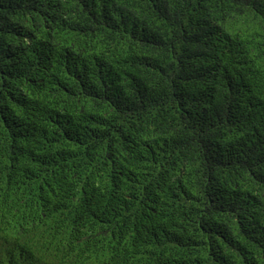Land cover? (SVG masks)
Here are the masks:
<instances>
[{"label":"trees","instance_id":"16d2710c","mask_svg":"<svg viewBox=\"0 0 264 264\" xmlns=\"http://www.w3.org/2000/svg\"><path fill=\"white\" fill-rule=\"evenodd\" d=\"M0 264H264V0H0Z\"/></svg>","mask_w":264,"mask_h":264}]
</instances>
